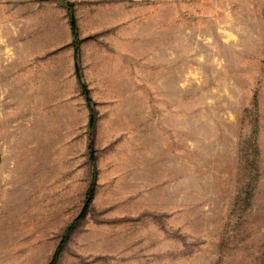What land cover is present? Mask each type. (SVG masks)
Here are the masks:
<instances>
[{
  "label": "rangeland",
  "instance_id": "1",
  "mask_svg": "<svg viewBox=\"0 0 264 264\" xmlns=\"http://www.w3.org/2000/svg\"><path fill=\"white\" fill-rule=\"evenodd\" d=\"M0 264H264V0H0Z\"/></svg>",
  "mask_w": 264,
  "mask_h": 264
},
{
  "label": "trees",
  "instance_id": "2",
  "mask_svg": "<svg viewBox=\"0 0 264 264\" xmlns=\"http://www.w3.org/2000/svg\"><path fill=\"white\" fill-rule=\"evenodd\" d=\"M86 103H87V106H88L89 111L92 113L93 112V109H92V101H91V99H90L89 96H86Z\"/></svg>",
  "mask_w": 264,
  "mask_h": 264
},
{
  "label": "water",
  "instance_id": "3",
  "mask_svg": "<svg viewBox=\"0 0 264 264\" xmlns=\"http://www.w3.org/2000/svg\"><path fill=\"white\" fill-rule=\"evenodd\" d=\"M72 26L73 28H75V24H74V21L72 20ZM75 53H77V50L75 51ZM75 68H76V72L78 73V64L75 63Z\"/></svg>",
  "mask_w": 264,
  "mask_h": 264
}]
</instances>
